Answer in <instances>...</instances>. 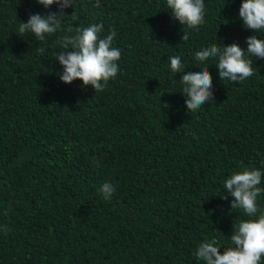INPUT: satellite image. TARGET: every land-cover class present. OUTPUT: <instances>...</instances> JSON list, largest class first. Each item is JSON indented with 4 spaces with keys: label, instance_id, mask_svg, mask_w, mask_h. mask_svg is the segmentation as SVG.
Wrapping results in <instances>:
<instances>
[{
    "label": "trees",
    "instance_id": "obj_1",
    "mask_svg": "<svg viewBox=\"0 0 264 264\" xmlns=\"http://www.w3.org/2000/svg\"><path fill=\"white\" fill-rule=\"evenodd\" d=\"M203 2L189 30L166 0H73L40 41L19 25L57 6L0 0V264H204L200 243L214 238L223 253L235 226L264 213V192L248 217L223 187L247 168L264 188V59L245 52L253 75L239 83L221 81L215 59L195 60L212 44L246 49L253 34L242 0ZM92 24L101 37L114 29L121 52L102 92L61 81L55 59L63 37ZM206 67L215 100L188 112L180 78Z\"/></svg>",
    "mask_w": 264,
    "mask_h": 264
},
{
    "label": "clouds",
    "instance_id": "obj_2",
    "mask_svg": "<svg viewBox=\"0 0 264 264\" xmlns=\"http://www.w3.org/2000/svg\"><path fill=\"white\" fill-rule=\"evenodd\" d=\"M44 8L55 4L57 12L47 14H31L26 23L19 25L20 34L32 33L35 38L44 41L46 35H51L60 27L58 17L64 15V9L71 7L73 0H36ZM167 8L171 11L172 18L189 30L198 29L204 22L205 4L203 0H166ZM100 0H95V7H100ZM239 18L246 29L253 34L246 37L247 48L242 49L237 43L224 45L222 48L216 44L202 48L195 53V60L203 62L215 59V64L221 81L242 82L253 75L252 60L248 56L264 59V39L255 35L264 31V0H242L239 6ZM77 17L73 14V19ZM102 24H92L82 29H77L74 36H65L61 40L64 51L59 52L55 59L63 68L59 79L64 83H71L79 79L82 86L91 88L95 92H102L108 81L114 78L118 71L117 61L121 52L113 46L116 35L111 30L106 36L101 37ZM182 40L188 39V33L183 32ZM40 53L44 48H39ZM170 70L172 73L185 70L180 57L172 56ZM182 93L186 96L185 104L188 112L198 111L202 105L214 102L210 92L211 76L207 67L201 71L186 72L180 78ZM98 164V161L94 160ZM262 172L259 169H247L232 173L225 179L224 193L233 198L230 201L231 209H241L248 217H256L258 212L257 197L264 192L261 188ZM115 187L105 182L99 189L104 200L111 199ZM226 198V197H225ZM232 246L226 247L221 253V246L214 238L202 242L195 250L197 260L204 264H261L264 256V213L258 218L242 220L230 235Z\"/></svg>",
    "mask_w": 264,
    "mask_h": 264
}]
</instances>
